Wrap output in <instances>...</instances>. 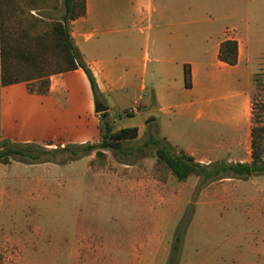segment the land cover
<instances>
[{
    "label": "crops",
    "instance_id": "0c3cea01",
    "mask_svg": "<svg viewBox=\"0 0 264 264\" xmlns=\"http://www.w3.org/2000/svg\"><path fill=\"white\" fill-rule=\"evenodd\" d=\"M32 12L36 14V9ZM70 31L108 115L120 107H135L127 116L137 115V122H123L118 115V126H136L138 133L140 119L147 118L143 108L155 105L157 114L151 121L177 127L191 119L215 134L209 154L196 160H250V88L253 69L263 56L264 0H85V12L71 20ZM226 38L237 40L233 64L218 56ZM0 86L1 136L51 143L61 136L67 142H84L100 132V113L94 110V96L81 67L50 74L44 94L29 92L24 81ZM31 103L40 130L27 125L25 106ZM48 113L56 118L44 121ZM176 133L159 134L193 155L194 145ZM234 178H221L217 185ZM214 250L213 258L199 264H264V238L251 236L248 229L244 244L218 242Z\"/></svg>",
    "mask_w": 264,
    "mask_h": 264
},
{
    "label": "rangeland",
    "instance_id": "374dc122",
    "mask_svg": "<svg viewBox=\"0 0 264 264\" xmlns=\"http://www.w3.org/2000/svg\"><path fill=\"white\" fill-rule=\"evenodd\" d=\"M262 54L250 94L264 122V46ZM1 106L0 90V140L20 142L1 136ZM32 106H25L27 125L40 130ZM127 111L132 110L120 107L107 116L116 125L113 133L120 127L118 115L123 122H137V115ZM54 118L48 113L44 121ZM144 120L136 136L119 138L120 150L103 148L100 155L93 150L61 163L0 162V264H199L214 257L218 242L244 244L247 229L264 238V173L219 185L222 180L216 179L200 191L198 175L176 179L157 162L155 145L143 142L149 134L176 131L194 145L197 158L209 154L215 134L191 119L178 128ZM99 140L100 132L87 141ZM62 141L67 142L61 136L53 143L38 142L55 147ZM176 235L178 250L173 249Z\"/></svg>",
    "mask_w": 264,
    "mask_h": 264
},
{
    "label": "trees",
    "instance_id": "16d2710c",
    "mask_svg": "<svg viewBox=\"0 0 264 264\" xmlns=\"http://www.w3.org/2000/svg\"><path fill=\"white\" fill-rule=\"evenodd\" d=\"M36 9V14L32 12ZM85 12V0H0V84L24 81L29 92L44 94L49 88V75L81 67L90 83L94 101L98 88L95 77L75 45L71 31L72 19ZM238 46L234 38L224 39L219 46L220 59L235 63ZM185 83L190 84L189 69L184 68ZM251 94L250 160L215 159L201 162L183 149L174 150L165 137L149 134L143 144L155 145L156 160L164 164L176 179L190 174L199 176V186L224 177L247 178L264 173V122ZM128 113V112H127ZM100 112V140L96 142H66L47 147L35 141L0 140V162L19 160L27 163L66 162L103 148L121 149L119 138L137 135L136 126L116 125ZM103 124V125H102ZM45 143H51L47 141ZM176 235L173 249L178 250Z\"/></svg>",
    "mask_w": 264,
    "mask_h": 264
},
{
    "label": "water",
    "instance_id": "95a60500",
    "mask_svg": "<svg viewBox=\"0 0 264 264\" xmlns=\"http://www.w3.org/2000/svg\"><path fill=\"white\" fill-rule=\"evenodd\" d=\"M107 109V106L102 101H94V110L95 112H101ZM145 110V114L147 115V118L145 119V122H150L154 119V115L157 114V111L155 110V105L145 106L143 108Z\"/></svg>",
    "mask_w": 264,
    "mask_h": 264
},
{
    "label": "built area",
    "instance_id": "2783aa9c",
    "mask_svg": "<svg viewBox=\"0 0 264 264\" xmlns=\"http://www.w3.org/2000/svg\"><path fill=\"white\" fill-rule=\"evenodd\" d=\"M134 108H135V107H131V108H130V110H132V111H133V110H134ZM127 112H128V111H127Z\"/></svg>",
    "mask_w": 264,
    "mask_h": 264
}]
</instances>
